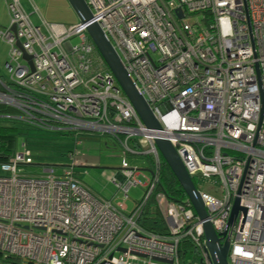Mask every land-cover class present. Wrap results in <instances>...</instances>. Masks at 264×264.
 Listing matches in <instances>:
<instances>
[{"label": "built area", "instance_id": "2783aa9c", "mask_svg": "<svg viewBox=\"0 0 264 264\" xmlns=\"http://www.w3.org/2000/svg\"><path fill=\"white\" fill-rule=\"evenodd\" d=\"M2 2L8 23L0 26V44L8 51L0 107L16 114L6 119L75 133L76 146L83 135L106 136L124 157L108 201L76 176L85 166L73 154L28 175L34 155L22 145L0 164V264H212L189 201L176 205L157 192L156 140L172 145L191 180L216 190L198 193L214 232L229 243L227 263L264 264V0H84L92 19L70 28L44 22L32 7L37 27L21 0ZM193 15L208 17L209 25H184ZM91 24L160 130L144 127L102 69L86 34ZM139 139L147 149L131 151L129 142ZM125 154L151 158L144 184ZM137 188L143 195L127 214ZM236 201L243 211L230 224ZM151 203L166 235L138 225Z\"/></svg>", "mask_w": 264, "mask_h": 264}, {"label": "rangeland", "instance_id": "374dc122", "mask_svg": "<svg viewBox=\"0 0 264 264\" xmlns=\"http://www.w3.org/2000/svg\"><path fill=\"white\" fill-rule=\"evenodd\" d=\"M29 2L32 4L33 9L37 10V15L48 24L63 25L67 28L78 24L77 17L66 0H29ZM21 5L25 14L30 15L32 8L28 6L27 0H21ZM37 18V16L36 18L32 17L31 22L39 27ZM200 21V16H192L185 20L184 25L200 23ZM7 23V13L2 0H0V26H6ZM71 44H77V39L72 40ZM7 51L8 48L0 44V77L6 76L3 66L6 61ZM24 130V134L16 139L13 151L21 152V146L24 145L34 155L33 166L25 169L28 175L39 174L42 170L39 166H54L64 158V155L73 154L78 163L85 164V169H81L79 173V180L91 191L105 198V200L109 201L111 199L109 184L112 179L119 175L122 161V152L117 144H113L108 137L88 135L79 137L80 145L76 146L75 133L69 131ZM141 145L143 147L142 150L145 151L147 145L143 142ZM127 162L131 169L140 171L136 180L144 184V177L147 173L145 169L148 166L144 156L138 158L128 157ZM213 191L216 190L207 189L203 193L212 194ZM142 195L143 190L140 188L129 192V199L125 203L127 214L133 211L135 203L140 201ZM117 201H122V198L118 197Z\"/></svg>", "mask_w": 264, "mask_h": 264}, {"label": "water", "instance_id": "95a60500", "mask_svg": "<svg viewBox=\"0 0 264 264\" xmlns=\"http://www.w3.org/2000/svg\"><path fill=\"white\" fill-rule=\"evenodd\" d=\"M72 11L77 17L78 24L86 25L90 23L92 16L89 8L84 0H66ZM182 15L178 14L181 19ZM14 31V29L12 30ZM86 34L97 51L102 61L106 65L109 73L122 92L126 100L131 104L136 115L142 122L145 128L149 130H160L156 119L150 111L148 105L145 103L143 97L140 95L137 87L132 81L131 77L126 72L122 62L114 51L113 47L103 34L101 29L96 24H91L86 28ZM24 59L30 58L23 56ZM264 113V96L261 97V119ZM260 119V120H261ZM154 145L160 154L165 165L169 168L180 188L186 195L187 200L199 220L202 237L205 242L207 253L212 264H228L227 254L229 251V243L225 241L221 243L220 237L216 235L211 224L208 222L206 211L203 207L200 195L194 188L191 178L186 173L184 167L179 162L175 150L172 145L166 141L156 140ZM243 211L238 207V202L232 208L229 223L232 224L237 213Z\"/></svg>", "mask_w": 264, "mask_h": 264}, {"label": "trees", "instance_id": "16d2710c", "mask_svg": "<svg viewBox=\"0 0 264 264\" xmlns=\"http://www.w3.org/2000/svg\"><path fill=\"white\" fill-rule=\"evenodd\" d=\"M193 16H196V15H193ZM208 20H209L208 17L204 19H202L201 17V23L205 27L209 25ZM95 54H96V58L99 60L101 64L102 69H104L105 71H108L106 65L104 64V62L102 61L101 57L99 56L96 50H95ZM14 115L16 114L11 109L6 108V107H0V164L4 163L9 157L12 156V154L15 153L13 149L15 148V145H16V139L21 137L24 134V131H25L24 129H33L32 127L22 124L20 122L10 121L6 119V117H12ZM83 136H88V135H83ZM97 136L98 135H93V137H97ZM101 137H106V136H101ZM109 139L113 144H117L119 146L117 142H115L111 138ZM142 142L144 143V141L140 139L132 140L129 142L128 148L134 152H140V153L144 152L142 150L143 148L141 145ZM121 152H122V149H121ZM121 155L123 158L124 157L123 152L121 153ZM125 157L128 158V154H125ZM131 158H138V157H131ZM144 158L146 159L147 165H148L145 170L150 173L152 169V164H153L152 160L149 157H144ZM160 163H161L160 165L161 168H160V176H159L157 192L164 193L165 196L172 203L176 205H182L183 202L187 199L186 195L180 188L178 182L176 181L175 177L173 176L169 168L163 162L162 158H160ZM192 183H193L194 188L197 191H200V192L206 191L202 184L203 182L199 178H192ZM138 225L144 231L152 233V234L166 235L167 233L164 223L153 203L149 204L147 209L143 211V213L138 219ZM184 249H187V250L190 249V247L188 246L186 242L184 243L183 250ZM180 256H182V252H180Z\"/></svg>", "mask_w": 264, "mask_h": 264}, {"label": "crops", "instance_id": "0c3cea01", "mask_svg": "<svg viewBox=\"0 0 264 264\" xmlns=\"http://www.w3.org/2000/svg\"><path fill=\"white\" fill-rule=\"evenodd\" d=\"M27 3L29 4L28 6L30 7V8H32V6H31V4H30V2H29V0H27ZM22 6V5H21ZM23 7V6H22ZM27 14V13H26ZM29 17L31 16V18L32 17H35L36 18V16H33V9H31V14L30 15H28ZM41 18V17H40ZM42 19V18H41ZM39 22V20H38V18H37V23ZM1 26H4V25H1ZM82 165H84L85 166V164H82ZM81 169H84V168H80V169H78L77 170V174H76V176L78 177L79 176V173H80V171H81ZM119 178V175L117 176V177H115V179H118ZM110 185V184H109ZM86 187V186H85ZM88 188V187H87ZM89 189V188H88ZM90 190V189H89ZM91 191V190H90ZM109 191H110V193H111V195H112V197H113V190H112V188H111V185L109 186ZM91 193L94 195V196H96V197H98V198H101V199H104L105 200V198H103V197H101L100 195H98V194H96L95 192H93V191H91ZM112 197H111V199L110 200H112ZM109 200V201H110ZM119 203L120 201H117V199H115L114 201H113V203L115 204V203Z\"/></svg>", "mask_w": 264, "mask_h": 264}]
</instances>
